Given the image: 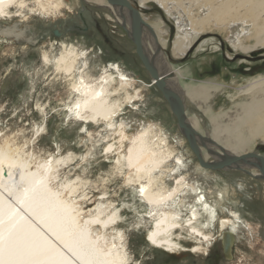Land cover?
Masks as SVG:
<instances>
[{
    "label": "rangeland",
    "instance_id": "374dc122",
    "mask_svg": "<svg viewBox=\"0 0 264 264\" xmlns=\"http://www.w3.org/2000/svg\"><path fill=\"white\" fill-rule=\"evenodd\" d=\"M27 1L33 10L24 12L30 18L29 23L24 24L29 28L27 37L7 39L0 34V145H10L18 155L30 158L33 170L38 161L49 160L52 156L71 158L61 164L56 186L71 183L65 196L83 212L81 218L97 216L96 207L100 202L106 206L111 203L112 208L122 211L120 230L124 239L121 243L127 250L129 264H264V179L258 177L260 173L255 169L248 171L250 175L244 167L243 170L206 171L199 166L176 117L161 92L152 86V79L138 58L132 38L124 26L127 24L117 19L114 9L105 0L104 3L101 0V4L97 0H63L62 9L56 13L50 11L46 19L35 0ZM130 1L154 30L155 34L149 29L145 33L156 44L159 43L154 46V50L157 48L155 54L162 60L166 59V66L173 73L167 78L168 83L172 81L171 86L175 89L182 84L178 90L181 96H185V89L189 86L204 87V96L191 95L194 98H188L190 101L186 102L192 105V109L187 111L188 119L197 120L199 125L195 129L200 137H205L213 129L210 115L219 116L225 123L236 114L243 115L244 104L249 101L244 91L251 81L264 75V47L247 55L235 50L224 35L204 33L197 35L183 54L175 18L168 16L155 1H146L144 6L141 0ZM198 6L192 5L193 16L200 13ZM156 23L163 24L167 32L163 44L159 41ZM14 24L0 21V33ZM62 44L73 45L80 51L92 50L88 63L94 75L108 63H115L139 81L134 91L139 95V101L123 110L116 125L123 123L130 138L145 128H151L152 135L157 134L163 139L168 136L169 140H165L173 153L171 168L177 158L185 163L180 174L186 176L191 190L190 194L182 196L187 205L205 195L220 219L231 220L232 213H237L244 223L251 224L249 231L241 228L231 251L230 246L226 249L221 242L206 246V251L196 255L190 252L195 244L182 241L187 251L168 254L147 243L151 224L139 226L138 213L147 211L126 185L127 176L114 169V158L104 154L106 144L102 139L95 137V140H90L87 135L79 134L80 127L66 111L71 101L68 79L55 71L53 65L42 63L43 52H51L52 47L51 57H59L63 51ZM148 46L151 48V41ZM242 58L244 65L239 62ZM99 131V128H94L93 134ZM103 134L107 138L105 141L115 142L113 131ZM206 146H214V143H205L201 149L207 151ZM222 147L232 153L229 148ZM219 152L222 153L220 149ZM251 152L264 156V143L257 141L242 154ZM171 177L167 174L169 188L174 185ZM73 186L77 188L76 194H71ZM218 194H223L225 200H219ZM187 213L184 212L185 217ZM218 230V225H215L213 233L216 237ZM96 231L100 233V228ZM114 242L118 244L116 232L109 230L105 243Z\"/></svg>",
    "mask_w": 264,
    "mask_h": 264
},
{
    "label": "bare ground",
    "instance_id": "6f19581e",
    "mask_svg": "<svg viewBox=\"0 0 264 264\" xmlns=\"http://www.w3.org/2000/svg\"><path fill=\"white\" fill-rule=\"evenodd\" d=\"M102 1L97 0L100 4ZM146 1L150 0H141V5L144 6ZM152 1L160 4L168 16L175 18L183 54L190 48L193 39L204 33L224 35L235 50L247 55L264 47V0ZM35 2L44 11L46 19L64 5L63 0ZM194 4L199 5L198 11L201 10L195 16L191 10ZM28 6L27 0H0V21L5 24L15 22L1 31L4 38L27 37L29 28L24 24L29 23L30 18L24 12H33ZM116 14L117 19L130 27L124 25L132 38V22L128 14L124 11ZM14 18L20 20L15 21ZM156 25L159 41L163 44L167 32L163 24ZM148 29L155 34L150 25ZM150 41L151 48L148 46ZM157 44L144 33V52L160 76L173 74L166 66V59L162 60L155 54ZM61 47L63 51L57 58L51 57L53 47L51 52L44 51L42 63L53 65L55 71L68 79L71 101L66 111L75 125L80 127L79 134L87 135L90 140H95V137L102 139L106 144L104 154L114 158V169L127 176L126 185L147 211L138 213L139 226L151 224L147 243L168 254L187 251L182 241L193 242L195 246L190 252L196 255L206 251V246L221 242L226 249L230 246L231 251L241 228L249 231L251 224L244 223L237 213H232L231 220L220 219L215 208L209 206L205 195L187 205L182 196L190 194L191 190L186 176L180 174L185 169V163L177 158L175 166L171 168L173 153L165 140H169L168 136L163 139L157 134L152 135L151 128H145L130 138L123 123L116 125L123 110L139 101V95L134 92L139 81L115 63H108L94 75L88 63L92 50L80 51L66 44ZM242 60L239 59V62ZM242 63L244 65L245 62ZM167 84L177 93L182 85L178 84L175 89L171 86L172 81ZM185 93V96L180 95L185 103L188 98L205 95L204 87L189 86ZM244 94L249 96V101L244 104L243 115L236 114L226 123L219 116L210 115L213 129L197 140L205 161L209 162L206 158L219 160L226 156L243 155L251 144L257 141L264 143V75L251 81ZM198 105L201 106V102ZM188 123L194 130L199 125L195 118L188 119ZM94 128L100 131L93 134ZM105 131H113L114 143L105 141ZM209 142L214 146H206L207 151L201 149ZM222 145L232 153L224 150ZM219 146L225 152L223 155L219 152ZM68 160L71 158L52 156L49 160L38 161L33 170L30 158L18 155L10 145H0V264H129L127 250L121 243L124 239L120 230L122 211L112 208L111 203L106 206L100 202L96 207L97 216L81 218L83 212L65 196L71 183L56 186L59 168ZM167 174L174 181L172 188L167 185ZM76 193L77 188L73 186L71 194ZM218 196L219 200H225L223 194ZM185 211L188 212L187 217L184 216ZM215 225L219 228L217 237L213 233ZM98 227L100 233L96 231ZM109 230L116 232L118 244L106 245Z\"/></svg>",
    "mask_w": 264,
    "mask_h": 264
},
{
    "label": "water",
    "instance_id": "95a60500",
    "mask_svg": "<svg viewBox=\"0 0 264 264\" xmlns=\"http://www.w3.org/2000/svg\"><path fill=\"white\" fill-rule=\"evenodd\" d=\"M108 6L112 7L116 13L124 11L128 14V17L131 20L132 26V41L135 45V52L143 64L145 70L152 79L153 85L161 92L164 100L167 102L171 112L177 119V124L179 129L184 134L186 140L188 141L189 147L196 156L199 165L201 168L211 171H223L227 169H239L244 170L246 173L252 169L259 171V176L261 179H264V156L258 152L246 153L243 155L236 156H226L219 160L205 161L201 155L200 147L198 145V138L200 134L194 130L188 123V114H187V104L184 102L179 93L170 88L167 84L170 74L166 76H160V72L157 70L154 63L148 59L144 52L143 47V35L146 32V29L149 28L148 23L144 20L141 11L134 7L133 3L130 0H105ZM58 36V34H56ZM167 80V81H166ZM221 154L225 152L219 146ZM252 175V174H250Z\"/></svg>",
    "mask_w": 264,
    "mask_h": 264
},
{
    "label": "crops",
    "instance_id": "0c3cea01",
    "mask_svg": "<svg viewBox=\"0 0 264 264\" xmlns=\"http://www.w3.org/2000/svg\"><path fill=\"white\" fill-rule=\"evenodd\" d=\"M190 106H192V105L187 104V111H188L189 109H192V107H190Z\"/></svg>",
    "mask_w": 264,
    "mask_h": 264
}]
</instances>
